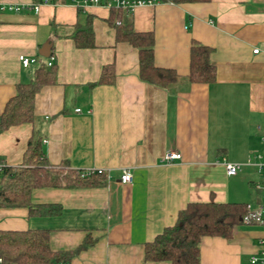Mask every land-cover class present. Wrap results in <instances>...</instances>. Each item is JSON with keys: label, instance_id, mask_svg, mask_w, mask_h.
I'll return each mask as SVG.
<instances>
[{"label": "crops", "instance_id": "crops-1", "mask_svg": "<svg viewBox=\"0 0 264 264\" xmlns=\"http://www.w3.org/2000/svg\"><path fill=\"white\" fill-rule=\"evenodd\" d=\"M109 12L76 0H0V115L17 85L34 76L36 64L23 66L20 55L45 64L54 57L56 65L54 81L35 96L34 120L0 132V164L21 165L37 130L51 164L106 175L98 186L35 188L34 203H59L61 213L0 207V229H48L51 248L70 252L68 264H171L146 260L145 243L187 203L245 202L264 211V189L255 186L264 174L257 166L264 162V0L134 6V28L155 34L156 64L181 75L166 88L141 79L138 49L116 41ZM89 14L95 46L80 48L72 35ZM192 39L213 47L212 83L187 78ZM47 41L51 54L43 56ZM111 62L114 83H96ZM169 150L181 159L165 161ZM223 157L241 164L236 174L226 172ZM123 169L132 171L131 182L119 181ZM88 236L94 243L76 250ZM262 238L264 223L245 222L231 239L204 236L201 264H251Z\"/></svg>", "mask_w": 264, "mask_h": 264}, {"label": "trees", "instance_id": "trees-1", "mask_svg": "<svg viewBox=\"0 0 264 264\" xmlns=\"http://www.w3.org/2000/svg\"><path fill=\"white\" fill-rule=\"evenodd\" d=\"M174 3L208 2L210 0H160ZM88 15L84 24H77L72 38L77 47L95 46L92 24ZM107 21L115 29L117 42H129L138 49L139 74L142 80L166 88L175 83L180 73L173 67L158 66L155 61V34L134 28L131 13L122 7H111ZM213 47L197 39L190 45L187 78L192 83H212L217 68L210 59ZM56 65L37 62L34 76L17 85L16 93L7 101L0 115V132L12 125L34 120L35 96L40 88L55 79ZM115 81L114 62L103 66L96 83ZM95 84V83H94ZM42 136L33 130L21 165L0 168V207H26L29 215H56L59 203H34L35 188H72L98 186L106 183V175L91 172L81 176L80 170L67 163L51 164L43 149ZM250 210L245 202L192 201L180 209L174 224L166 226L153 240L145 243L144 258L148 261H169L171 264H201V240L204 236L234 237ZM94 243L86 237L76 250ZM70 253V252H69ZM53 250L48 229H0V260L2 264H58L71 254Z\"/></svg>", "mask_w": 264, "mask_h": 264}, {"label": "built area", "instance_id": "built-area-1", "mask_svg": "<svg viewBox=\"0 0 264 264\" xmlns=\"http://www.w3.org/2000/svg\"><path fill=\"white\" fill-rule=\"evenodd\" d=\"M76 1L78 2L79 7L86 6L87 4H99V5L107 6L109 8H111V7H122V8H124L130 12V11H132L134 6H136V5L145 4V3H151L152 4V3L159 2L160 0H76ZM4 6L6 8L12 9V10H21L23 8H34L36 10H39V4L32 6V5H26V4L20 5V4L8 3ZM253 52L258 53L259 48H255L253 50ZM19 59H20L22 65L25 67H27L31 64H37V62L39 61V59L37 57H28L25 55H20ZM53 64H54V57H51L50 60L47 62V65L51 66ZM75 110L77 112H79L80 108H76ZM181 157L182 156H181L180 152L174 151V150H169L164 154L163 159L165 161L170 162L173 160L181 159ZM222 162L225 166L226 172L229 175L236 174L241 167V164L230 162L225 157L222 158ZM2 166H3V164H0V168ZM257 166L260 169L264 168V162H258ZM91 172H99V173L102 172L103 173L104 170L103 169H92V170L80 171L81 176H85ZM132 179H133L132 171L130 169H123V171L120 175L119 181L121 183H128V182H131ZM255 186L257 188L264 189V174L262 175L261 181H258L255 184ZM243 221L245 223H264L263 206L259 205V207L257 209H254V210L250 209L248 211V213L246 215H244ZM260 243L262 244L263 249L259 255H253L251 257V264H264V238L261 239ZM58 264H68V263L59 262Z\"/></svg>", "mask_w": 264, "mask_h": 264}, {"label": "water", "instance_id": "water-1", "mask_svg": "<svg viewBox=\"0 0 264 264\" xmlns=\"http://www.w3.org/2000/svg\"><path fill=\"white\" fill-rule=\"evenodd\" d=\"M51 46L52 44L49 41L45 42L39 50V53L43 56H49L51 54Z\"/></svg>", "mask_w": 264, "mask_h": 264}]
</instances>
